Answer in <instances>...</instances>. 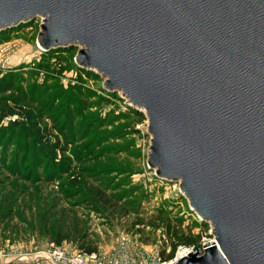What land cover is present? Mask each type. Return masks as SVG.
I'll list each match as a JSON object with an SVG mask.
<instances>
[{
  "label": "water",
  "instance_id": "1",
  "mask_svg": "<svg viewBox=\"0 0 264 264\" xmlns=\"http://www.w3.org/2000/svg\"><path fill=\"white\" fill-rule=\"evenodd\" d=\"M36 16L146 111L148 166L210 222L172 264H264V0H0V29Z\"/></svg>",
  "mask_w": 264,
  "mask_h": 264
},
{
  "label": "rangeland",
  "instance_id": "2",
  "mask_svg": "<svg viewBox=\"0 0 264 264\" xmlns=\"http://www.w3.org/2000/svg\"><path fill=\"white\" fill-rule=\"evenodd\" d=\"M41 22L36 16L0 29V113L12 111L0 120V264H46L56 245L94 246L138 263L160 251L161 229L139 222L160 208L191 226L195 244L214 239L179 182L148 166L146 111L106 88L96 69L80 66L77 45L40 47ZM4 79L13 88L5 90ZM11 120L17 124L9 129ZM45 130L58 133L62 147L46 157L36 155L44 141L36 134ZM98 185L130 213L114 217L105 207L73 204L92 198Z\"/></svg>",
  "mask_w": 264,
  "mask_h": 264
},
{
  "label": "trees",
  "instance_id": "3",
  "mask_svg": "<svg viewBox=\"0 0 264 264\" xmlns=\"http://www.w3.org/2000/svg\"><path fill=\"white\" fill-rule=\"evenodd\" d=\"M11 84V82L6 81L5 79L1 82V85L3 86V88H5V90H10L11 88H13ZM8 112L12 111L1 110L0 120L4 116H6ZM14 124H17V122L11 120L7 123V127L9 126V129H11ZM36 135L41 136L44 140L43 145H41V148H39V151L36 150V155H38L39 153H43L46 157V155H49L47 151L49 152L50 150H55L56 148H62L60 146V137L58 136V133H55V131L45 130L43 134ZM51 135H53V139H50ZM46 164H48V162ZM24 174H26V172H24ZM97 178L98 177H95V179ZM36 180L39 181V179ZM108 189L111 191L113 187L110 186ZM90 193L94 195L92 198L90 197L89 199H87V201H85V197L81 200L74 201L75 203L73 204H78L79 206L82 205V202H86L87 204L92 203V206L95 207L94 211L96 212H100L101 210H103L102 208L105 207L108 212H110V215H113L114 217H116L117 215L126 216L130 213L128 211V207L120 201V198L115 196L114 193H109V191L105 190L100 185H98L97 187L93 186L90 190ZM139 222L144 226H150L153 229H161V233L165 237L162 236L159 254L163 260H168L169 258H171L174 254L175 248L179 244H193L199 239V235L192 232L191 226L189 224H187V226H182L180 219H178L177 217H170L167 209H157L156 211L146 215L145 218L139 219ZM81 246L87 252L96 250L94 246Z\"/></svg>",
  "mask_w": 264,
  "mask_h": 264
},
{
  "label": "built area",
  "instance_id": "4",
  "mask_svg": "<svg viewBox=\"0 0 264 264\" xmlns=\"http://www.w3.org/2000/svg\"><path fill=\"white\" fill-rule=\"evenodd\" d=\"M199 217V216H198ZM200 218V217H199ZM206 241L198 244H179L174 254L168 260H163L158 251L147 253L146 256L136 263L132 259H123L113 252L102 250L82 251L72 250L67 246L56 245L46 252V264H172L173 260L187 255L188 252L198 249L202 252Z\"/></svg>",
  "mask_w": 264,
  "mask_h": 264
}]
</instances>
